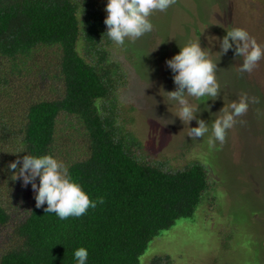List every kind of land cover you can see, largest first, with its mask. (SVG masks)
I'll return each mask as SVG.
<instances>
[{"label": "trees", "instance_id": "1", "mask_svg": "<svg viewBox=\"0 0 264 264\" xmlns=\"http://www.w3.org/2000/svg\"><path fill=\"white\" fill-rule=\"evenodd\" d=\"M106 2L0 0V163L16 160L10 154L56 158L58 124L74 121L87 152L67 164L69 172L90 199L104 200L60 220L44 211L46 204L37 208L34 197L24 214L0 199V264H75L73 252L81 246L87 264H141L150 241L191 218L214 188L208 164L171 168L148 155L130 129L119 100L129 76L104 34ZM42 55L56 64L57 96H33L20 80ZM20 89L30 96L22 111ZM145 264L175 260L167 253Z\"/></svg>", "mask_w": 264, "mask_h": 264}, {"label": "rangeland", "instance_id": "2", "mask_svg": "<svg viewBox=\"0 0 264 264\" xmlns=\"http://www.w3.org/2000/svg\"><path fill=\"white\" fill-rule=\"evenodd\" d=\"M149 19L151 32L112 47L113 57L129 76L119 94L127 118L132 119L129 127L156 161L171 168L192 161L208 164L214 188L204 195L191 218L176 220L150 241L140 263L168 253L175 264H264V58L251 73H239L243 58L235 55L234 48L219 57L215 53L219 51L218 42L208 39L241 27L264 46V0H176L165 12L154 11ZM198 37L200 46L205 51L210 48V59L217 62L220 94L204 102L203 98H189L192 104H200L197 118L211 129L224 105L238 101L242 93L250 98L248 111L227 130L225 143L211 150L208 134L196 140L186 135L188 127L197 126L195 120L187 125L175 117L178 105L163 92L175 90L173 73L165 61ZM45 57L39 56L29 73L20 78L29 83L33 96L60 93L61 83L53 76L57 74L56 64ZM20 92L24 100L18 109L22 111L30 96L25 90ZM75 126L74 121L72 125L61 121V132L55 136L56 158L66 165L87 152L84 136ZM7 165L0 163V199L10 202L14 214H24L35 193L31 184L24 186L19 178L11 179ZM35 182L38 184V178ZM226 235L231 237L225 240Z\"/></svg>", "mask_w": 264, "mask_h": 264}, {"label": "clouds", "instance_id": "3", "mask_svg": "<svg viewBox=\"0 0 264 264\" xmlns=\"http://www.w3.org/2000/svg\"><path fill=\"white\" fill-rule=\"evenodd\" d=\"M175 2L176 0H107L104 7V34L116 45H124L126 39L134 41L153 30L149 17L154 11L165 12ZM225 33L220 38H208L211 43L217 41L219 44V51L215 53L220 57L234 48L235 55L243 58L238 72L251 73L264 58V46L244 28L233 27ZM212 53L210 48L205 51L200 46L199 37L179 47V51L165 61L173 73L175 90L163 91L169 101L178 105L175 117L187 125L195 120L197 126L188 127L186 135L196 140L208 134L207 146L210 150L225 143L227 130L233 128L237 118L248 111L250 102L247 93H242L238 101L224 105L211 129L208 123L197 118L200 104H192L189 98H203L204 102L214 100L220 94L216 79L217 62L210 59ZM252 102H255L254 98ZM239 123L243 124L245 121L240 120ZM21 152L23 151L17 153ZM7 167L12 170L11 179L19 178L24 186L31 184L35 193V206L39 208L46 204L44 211L54 213L60 220L80 217L89 208L104 203L103 197L90 199L81 185L72 178L68 166L52 155L37 156L26 153L8 163ZM37 178L38 184L35 182ZM73 257L75 264H87L88 250L81 246L74 250Z\"/></svg>", "mask_w": 264, "mask_h": 264}]
</instances>
